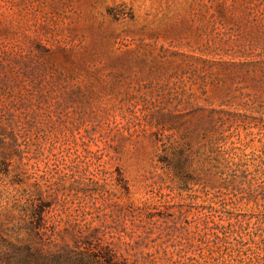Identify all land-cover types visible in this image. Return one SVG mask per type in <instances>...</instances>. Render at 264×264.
<instances>
[{"label":"rangeland","instance_id":"rangeland-1","mask_svg":"<svg viewBox=\"0 0 264 264\" xmlns=\"http://www.w3.org/2000/svg\"><path fill=\"white\" fill-rule=\"evenodd\" d=\"M263 21L264 0H0V248L32 204L57 247L264 264Z\"/></svg>","mask_w":264,"mask_h":264},{"label":"trees","instance_id":"trees-1","mask_svg":"<svg viewBox=\"0 0 264 264\" xmlns=\"http://www.w3.org/2000/svg\"><path fill=\"white\" fill-rule=\"evenodd\" d=\"M219 9L221 14L228 9L225 1L219 4ZM252 11L253 9H249L250 14ZM262 23L264 25V21ZM156 118L157 122L153 125L164 126L170 114L158 113ZM220 122L221 119L216 117L213 110L208 121L209 131L218 138L212 145V153L218 152L216 145L222 141L224 134ZM171 129L174 128H169ZM185 155L184 145H178L173 148L172 157L164 160L177 178H183L185 175L187 158ZM213 168L218 169V166ZM44 211L43 205L31 204L28 207L25 214L29 220H23L25 234L17 237L15 241L3 238L4 246L0 248V264H127L120 260L113 249L94 233L78 237L73 245L63 244L57 247L51 242V238H45Z\"/></svg>","mask_w":264,"mask_h":264}]
</instances>
